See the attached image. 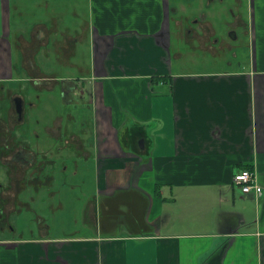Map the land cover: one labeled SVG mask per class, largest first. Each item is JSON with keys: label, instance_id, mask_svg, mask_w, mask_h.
<instances>
[{"label": "crops", "instance_id": "0c3cea01", "mask_svg": "<svg viewBox=\"0 0 264 264\" xmlns=\"http://www.w3.org/2000/svg\"><path fill=\"white\" fill-rule=\"evenodd\" d=\"M51 1L84 4V25L59 31L54 18L53 28L38 21L27 32L18 24L13 35L23 6ZM171 1L0 0V83L25 78L22 56L35 36L48 46L53 35L59 55H77L89 39L90 67L78 71L90 73L97 110L106 113L98 130L60 147L77 186L36 213L23 210L25 194L0 208V264H264V0L229 4L249 7L248 67L203 73L171 70ZM12 44L23 67L13 65ZM160 63L169 71L155 68ZM128 71L143 75L133 82ZM83 161L94 170L84 204L85 192H76L86 183ZM244 170L258 176L260 196L233 183ZM14 218L36 225L37 237H17ZM73 226L88 233L76 235Z\"/></svg>", "mask_w": 264, "mask_h": 264}, {"label": "flooded vegetation", "instance_id": "af4514ba", "mask_svg": "<svg viewBox=\"0 0 264 264\" xmlns=\"http://www.w3.org/2000/svg\"><path fill=\"white\" fill-rule=\"evenodd\" d=\"M87 81L86 76L55 79L48 89L43 81L29 78L0 83V208L16 206L17 195L25 194L23 210L36 213L59 191L74 188L77 172L60 158V147L74 145L77 132L98 130L99 120L106 118ZM78 189L83 194L81 184ZM2 214L0 226H5Z\"/></svg>", "mask_w": 264, "mask_h": 264}, {"label": "rangeland", "instance_id": "374dc122", "mask_svg": "<svg viewBox=\"0 0 264 264\" xmlns=\"http://www.w3.org/2000/svg\"><path fill=\"white\" fill-rule=\"evenodd\" d=\"M192 2L190 6L188 4ZM205 2L208 0H173L171 1L172 13L171 22L169 24L171 38L170 47L167 50V60L171 65V70L174 73H203L209 71H217L222 69H237L248 67L250 59L252 58V49L249 40V25H248V11L249 7L246 5L242 7L229 6L232 0H213L211 6H205ZM202 3L203 5H200ZM182 4V5H180ZM180 5V6H179ZM229 6V7H228ZM228 8H231L229 10ZM23 11L22 16L15 15L17 22L12 24L13 35L15 27L18 24L23 25L27 32H29L35 23L38 21H46L51 28H53L54 18L57 19L58 30L64 31L70 28L71 33L75 34L77 30L75 27H81L84 25L86 17L88 18L89 9L84 4L68 5L65 2L59 1L58 5L53 4L52 1L47 5L46 3H40L37 5L28 4L21 8ZM234 10V11H233ZM205 14V16H203ZM236 16H238L236 18ZM201 19L199 24L195 21ZM18 21H21L20 23ZM240 21V23H239ZM236 24V25H235ZM259 26V25H258ZM191 29L192 32H196L194 38H185L186 30ZM260 28H256L255 32L259 33ZM79 32V31H78ZM179 32V33H176ZM236 34V39L230 38V33ZM49 36V33H46ZM12 35V41L14 39ZM204 36V41L198 39V36ZM28 36V35H27ZM50 39L45 41L48 46L42 44L38 36H35L30 42L28 48H25L24 58V76L32 80H41L47 85L46 89L52 87L55 79H66L76 76L89 77L90 73L80 74L79 68H86V65L90 67V51H89V39L82 41L77 45V55L64 54L59 55L54 48L53 35L49 36ZM57 40V39H56ZM42 45L43 48L39 52H35L36 46ZM12 57L13 65L16 67H23L22 60L14 54H18L14 44H12ZM48 48V49H47ZM260 46L257 45L256 52H259ZM48 54H50L48 56ZM31 64L36 66V69L32 70ZM157 65L155 68L162 67L169 71L167 66ZM40 66V68H39ZM127 74L135 75L133 82L141 78L143 74H138L135 71H128ZM66 81V80H65ZM64 81V82H65ZM88 80L87 83H89ZM44 89V90H46ZM48 97V94H46ZM46 97V96H45ZM48 110L49 105H48ZM94 138V135L93 137ZM81 165L80 170H87L86 183L81 184L83 186V204L93 194V177L94 170L92 163L85 161L79 162ZM87 165V166H85ZM71 169V168H70ZM80 180V178H78ZM95 187V185H94ZM79 189L76 190L78 193ZM80 192V191H79ZM79 194V193H78ZM82 207H74L72 210L81 212ZM196 210V209H195ZM77 215V216H78ZM188 216V215H186ZM189 217V216H188ZM31 218V216L29 217ZM14 227L17 228V237H37L36 225L22 226V220L17 221L15 218ZM76 235L87 234L86 229H82L73 226L70 232H74ZM63 232V230H61ZM6 235H10L9 231H6Z\"/></svg>", "mask_w": 264, "mask_h": 264}, {"label": "built area", "instance_id": "2783aa9c", "mask_svg": "<svg viewBox=\"0 0 264 264\" xmlns=\"http://www.w3.org/2000/svg\"><path fill=\"white\" fill-rule=\"evenodd\" d=\"M233 183L238 185L244 194H252L258 197L262 194V186L258 176L251 170H244L233 178Z\"/></svg>", "mask_w": 264, "mask_h": 264}, {"label": "water", "instance_id": "95a60500", "mask_svg": "<svg viewBox=\"0 0 264 264\" xmlns=\"http://www.w3.org/2000/svg\"><path fill=\"white\" fill-rule=\"evenodd\" d=\"M230 36H231L232 39H236V34L234 32H231Z\"/></svg>", "mask_w": 264, "mask_h": 264}, {"label": "trees", "instance_id": "16d2710c", "mask_svg": "<svg viewBox=\"0 0 264 264\" xmlns=\"http://www.w3.org/2000/svg\"><path fill=\"white\" fill-rule=\"evenodd\" d=\"M132 126V124L130 123L129 125L126 126V128H130Z\"/></svg>", "mask_w": 264, "mask_h": 264}]
</instances>
